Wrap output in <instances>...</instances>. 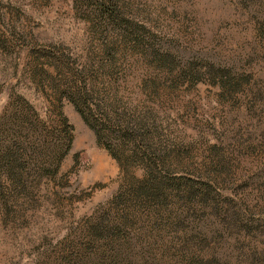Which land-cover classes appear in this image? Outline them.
<instances>
[{
	"label": "rangeland",
	"instance_id": "1",
	"mask_svg": "<svg viewBox=\"0 0 264 264\" xmlns=\"http://www.w3.org/2000/svg\"><path fill=\"white\" fill-rule=\"evenodd\" d=\"M121 1L125 16L144 24V44L174 47L185 58L237 60L240 72L253 64L254 78L264 79V31L255 19L264 18V0L249 9L238 0ZM92 10L90 0L84 6L80 0H0V112L8 93L50 108L31 65L35 49L56 44L87 68L94 99L109 113L153 114L163 143L182 153L175 168L218 181L264 216V113L250 110L246 87L228 93L177 77L178 70L147 58L143 47L125 46L119 23L96 25ZM63 111L74 142L59 188L74 199L65 206L53 194L56 185L44 180L18 194L9 213L0 202V264H50V237L108 201L123 179L75 106L65 100ZM221 168L229 174L218 179Z\"/></svg>",
	"mask_w": 264,
	"mask_h": 264
},
{
	"label": "trees",
	"instance_id": "2",
	"mask_svg": "<svg viewBox=\"0 0 264 264\" xmlns=\"http://www.w3.org/2000/svg\"><path fill=\"white\" fill-rule=\"evenodd\" d=\"M90 1V19L96 25L119 23L125 46L143 47L147 58L171 73L178 70L177 77L187 81L208 82L228 93L246 87L250 110L264 113V79L254 78L253 64L240 72L237 60L185 58L174 47L144 44V24L125 16L121 0ZM262 1L238 0L247 9ZM255 19L264 31L262 14ZM62 50L48 44L33 55L32 81L42 87L50 108L40 110L24 94L8 93L0 112L2 209L9 213L12 200L44 180L56 185L53 194L65 206L74 199L59 188L74 142L65 100L118 162L123 179L108 201L50 237V264H264V216L218 181L175 168L182 153L163 143L153 114L109 113L94 99L87 68ZM227 169L216 178L229 174Z\"/></svg>",
	"mask_w": 264,
	"mask_h": 264
}]
</instances>
